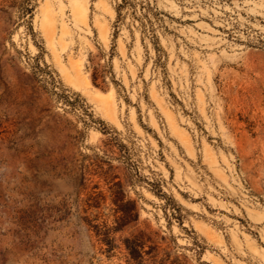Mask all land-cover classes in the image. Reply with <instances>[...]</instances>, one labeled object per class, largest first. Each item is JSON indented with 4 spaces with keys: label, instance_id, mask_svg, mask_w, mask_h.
<instances>
[{
    "label": "rangeland",
    "instance_id": "374dc122",
    "mask_svg": "<svg viewBox=\"0 0 264 264\" xmlns=\"http://www.w3.org/2000/svg\"><path fill=\"white\" fill-rule=\"evenodd\" d=\"M115 4L0 0V264H264V0Z\"/></svg>",
    "mask_w": 264,
    "mask_h": 264
},
{
    "label": "trees",
    "instance_id": "16d2710c",
    "mask_svg": "<svg viewBox=\"0 0 264 264\" xmlns=\"http://www.w3.org/2000/svg\"><path fill=\"white\" fill-rule=\"evenodd\" d=\"M115 10L117 12V18L114 23L115 36L119 33V27L125 24L128 20V29L134 34L135 28L141 31L142 43L147 49V40H150L156 52H160L161 46L159 43L160 34L169 35L171 31L166 24L165 15L167 13L163 10H159V0H116ZM103 78L102 72L95 70L93 74V80L97 83ZM139 238L126 240L127 248L131 250L132 257L137 259L135 252H139Z\"/></svg>",
    "mask_w": 264,
    "mask_h": 264
},
{
    "label": "bare ground",
    "instance_id": "6f19581e",
    "mask_svg": "<svg viewBox=\"0 0 264 264\" xmlns=\"http://www.w3.org/2000/svg\"><path fill=\"white\" fill-rule=\"evenodd\" d=\"M110 107H111V104H110Z\"/></svg>",
    "mask_w": 264,
    "mask_h": 264
}]
</instances>
